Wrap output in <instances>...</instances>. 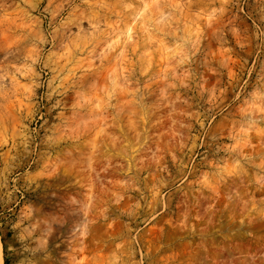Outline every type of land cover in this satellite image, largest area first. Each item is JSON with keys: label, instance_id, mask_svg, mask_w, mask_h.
Segmentation results:
<instances>
[{"label": "rangeland", "instance_id": "obj_1", "mask_svg": "<svg viewBox=\"0 0 264 264\" xmlns=\"http://www.w3.org/2000/svg\"><path fill=\"white\" fill-rule=\"evenodd\" d=\"M0 264H264V0H0Z\"/></svg>", "mask_w": 264, "mask_h": 264}, {"label": "bare ground", "instance_id": "obj_2", "mask_svg": "<svg viewBox=\"0 0 264 264\" xmlns=\"http://www.w3.org/2000/svg\"><path fill=\"white\" fill-rule=\"evenodd\" d=\"M69 204H71V203H69ZM74 204V203H73ZM41 233V228H39L37 225L36 226H34V234L35 235H38V233Z\"/></svg>", "mask_w": 264, "mask_h": 264}]
</instances>
